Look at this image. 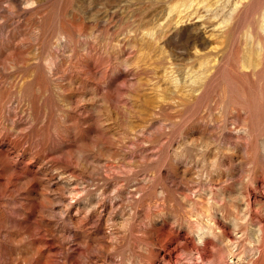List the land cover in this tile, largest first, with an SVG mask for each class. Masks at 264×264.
<instances>
[{
	"label": "rangeland",
	"instance_id": "obj_1",
	"mask_svg": "<svg viewBox=\"0 0 264 264\" xmlns=\"http://www.w3.org/2000/svg\"><path fill=\"white\" fill-rule=\"evenodd\" d=\"M262 82L264 0H0V264H264Z\"/></svg>",
	"mask_w": 264,
	"mask_h": 264
},
{
	"label": "bare ground",
	"instance_id": "obj_2",
	"mask_svg": "<svg viewBox=\"0 0 264 264\" xmlns=\"http://www.w3.org/2000/svg\"><path fill=\"white\" fill-rule=\"evenodd\" d=\"M246 55V54H245ZM248 56V55H247ZM246 58V57H245ZM247 58H250V56L249 57H247ZM248 60V59H247ZM245 62V61H244ZM255 64V63H254ZM229 67H230V69L231 70H233V71H235V73L237 74V73H239V74H242V75H248V76H250V81H251V84H254V83H256L257 81H258V77L256 76V77H254V75H256L257 74V71H256V66H254V67H252L253 68V70L252 71H250V72H247V71H239V70H237V68L233 65V64H227ZM244 67H245V65H244ZM263 88H264V82H262L261 83V93H262V98H263V100H264V90H263ZM262 105H264V103H262ZM243 110H245L246 112H250L251 111V109H247L244 105H237V104H235L234 106H233V120L237 123V121L238 122H241L242 121V111ZM249 117H250V114L246 117V118H244L243 120L245 121V122H247L248 120H249ZM242 137V136H241ZM249 139V143H251L253 140H254V138L251 136L250 138H248Z\"/></svg>",
	"mask_w": 264,
	"mask_h": 264
}]
</instances>
